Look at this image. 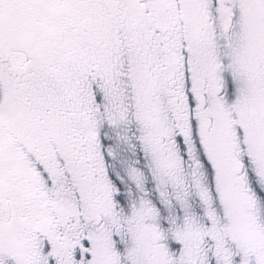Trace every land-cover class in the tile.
Returning <instances> with one entry per match:
<instances>
[{
	"label": "snow or ice",
	"instance_id": "obj_1",
	"mask_svg": "<svg viewBox=\"0 0 264 264\" xmlns=\"http://www.w3.org/2000/svg\"><path fill=\"white\" fill-rule=\"evenodd\" d=\"M0 264H264V0H0Z\"/></svg>",
	"mask_w": 264,
	"mask_h": 264
}]
</instances>
